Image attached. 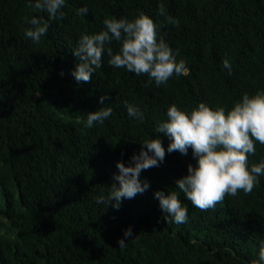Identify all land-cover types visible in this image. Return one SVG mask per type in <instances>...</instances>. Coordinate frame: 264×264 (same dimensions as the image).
Returning <instances> with one entry per match:
<instances>
[{"label": "trees", "instance_id": "trees-1", "mask_svg": "<svg viewBox=\"0 0 264 264\" xmlns=\"http://www.w3.org/2000/svg\"><path fill=\"white\" fill-rule=\"evenodd\" d=\"M34 2L0 0V264H252L264 242V175L251 194L201 211L175 188L196 158L191 149L175 151L141 173L150 187L118 210L96 200L107 197L117 162L127 166L141 142L159 137L167 149L171 141L156 128L172 104L228 110L264 90V0H65L64 17L49 20L38 44L24 35L25 17L49 18L29 7ZM161 4L178 26L157 15ZM82 7L87 15L77 14ZM141 12L161 25L188 74L157 87L111 67L105 54L91 80L77 82L80 36L102 31L106 18ZM111 47L115 53L120 44ZM126 103L140 108L143 122L129 117ZM103 106L112 115L88 128L87 114ZM262 159L256 143L249 166ZM158 190L179 192L186 223L166 220ZM130 226L133 237L120 248Z\"/></svg>", "mask_w": 264, "mask_h": 264}, {"label": "clouds", "instance_id": "clouds-1", "mask_svg": "<svg viewBox=\"0 0 264 264\" xmlns=\"http://www.w3.org/2000/svg\"><path fill=\"white\" fill-rule=\"evenodd\" d=\"M65 0H35L29 7L36 13H47L43 16L25 17L30 25L25 30V37L33 43H40L50 26L49 20L62 19ZM88 8L77 10L78 15H87ZM157 15L164 16L172 25H179L177 19L167 16L163 4ZM104 29L96 34L80 36L73 54L79 61L73 71L77 82H89L92 74L102 67L105 54L107 63L113 68H123L137 76H148V84L167 85L173 76L187 75L189 69L183 59L177 60L178 50L174 51L159 35L161 25L141 12L135 19L106 18ZM113 41L120 44L119 51H113ZM223 67L231 72V63L225 58ZM148 86V85H145ZM106 97L100 98L104 104ZM129 117L143 122L144 114L134 104H127ZM113 113L112 107H101L87 114V127L103 124ZM167 119L156 128V133H164L171 141L167 149L159 137L141 142V149L134 153L131 162L126 166L123 161L117 162L118 174H114L111 191L107 197H97V204L111 205L119 209L124 199H133L144 193L150 184L141 173L153 167H159L165 161L166 154L179 151L187 155L189 149L196 158V165H188L187 175L175 180V188L184 194L191 204L207 211L214 209L226 197H236L240 192L249 195L264 175V159L258 164L249 166V156L256 152V143L264 145V90L254 95L243 94L242 99L226 110L224 106L213 108L200 102L190 112L182 110L176 104L167 109ZM118 182V184H117ZM161 210L176 224L186 223L188 209L180 198L179 192L156 191ZM133 237L130 226L118 241L124 248ZM252 264H264V242L261 243L258 258Z\"/></svg>", "mask_w": 264, "mask_h": 264}]
</instances>
